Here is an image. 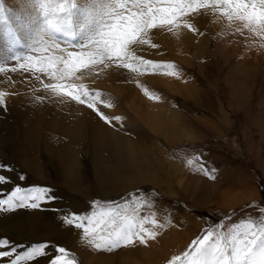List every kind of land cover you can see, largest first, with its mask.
Masks as SVG:
<instances>
[{
    "label": "rangeland",
    "instance_id": "374dc122",
    "mask_svg": "<svg viewBox=\"0 0 264 264\" xmlns=\"http://www.w3.org/2000/svg\"><path fill=\"white\" fill-rule=\"evenodd\" d=\"M51 2L56 3L58 0ZM105 2L70 0L73 7L68 19L71 21L73 35L56 34L59 48H54L48 55L66 57L68 52L91 51V48L82 46L88 44L97 13ZM39 3L40 0H0V66L5 69L0 72V92L6 93V108L0 107V112L10 116L15 112V118H10L13 129L1 126L5 138L0 141V164L14 171L0 172L10 181L0 187V192L10 193L15 185H44L50 187L58 199L54 204L45 206L44 210L30 209V212L47 222L46 229L39 228L38 234L32 236L31 230L29 233L19 230V233L6 228L4 232L0 231V238L6 237L13 244L22 246L47 241L53 247H65L76 258V264H92L78 251V245L82 244L79 241H83L81 231L61 226L60 214L52 209H59L61 213L71 210L81 214L95 209L99 214L114 207L124 214L120 206L129 203L131 207L128 214L138 209L140 216L154 214L159 223L166 224L164 228L155 229L158 236L155 240H149L143 248L148 251L157 248L159 264H168L173 256L182 255L191 242L207 230L219 231L221 229L218 226H223L226 231L241 220L260 217L261 209H264V80L261 74L255 75V78L252 76L247 84L248 94L240 97L242 101L237 105L225 97L228 92L226 90H231L224 81L230 71L227 64L220 65L211 56L208 72L200 73L197 69L198 56L194 59L191 55L193 53L189 55L193 58L192 66L171 61L169 57L162 56L166 50L153 35H147L146 38L158 47L143 46L136 51V55L153 61L173 63L181 80L197 86L195 90H199L198 98L202 96L200 94L206 95V92V97L208 93L215 96L214 101H210L213 105L211 111L206 107L205 96L198 100L196 94L187 95L189 84L182 89V93L170 96L159 83L150 79L151 75H157L163 70L140 75L124 69L130 73L126 77L127 73H122L123 68L116 66L118 62L105 60L92 67L91 71L82 70L63 80L54 78L56 74L50 75L48 72L36 71L35 68L31 72L25 71L21 65L29 62L23 58L40 55L29 47L41 23ZM256 3L259 5V0ZM144 4L155 6V0H144ZM201 29L200 36L208 33L207 27ZM192 72L196 73L191 76ZM46 83L74 84L78 90L80 85H84L93 94L99 91L101 96L97 99V107L105 115L120 116L122 120L113 121L115 127H112L99 120L89 109L93 124L84 123L78 135L53 129L49 125L53 115L63 113L71 103L87 106L66 96L57 97L50 90L43 94V85ZM145 88L150 94L159 96V100L145 96ZM51 94L53 101L50 107L43 108L36 115V122H31L33 115L29 106L39 112L41 101ZM166 95L167 102L172 106L177 105L174 108L182 114L179 120L186 125L184 130L179 127L155 132L143 119H136L133 104L141 103L144 116L151 120L157 116L158 107ZM85 99L91 101L93 97ZM106 104L111 106L105 107ZM222 113L225 116H221ZM200 120L215 121L220 126H223L221 122H229L234 127L206 130ZM111 132L125 142L127 147L116 149L115 141L109 142ZM60 151L68 161L73 155L78 164V179L70 178L67 182L73 188L66 184L65 163L59 155ZM197 156L201 157L199 161L195 159ZM23 157L31 165L35 163L36 170L43 171L42 178L32 176L30 170L18 166L25 167ZM189 160H193V163L184 172L180 165ZM201 165L215 169L216 179H210L197 171ZM14 172L26 176V179L21 181L18 177L14 178ZM110 173L112 176H108ZM134 196L142 198L143 206L131 204ZM236 198H241V201L230 205L222 203V200L234 201ZM22 209L28 211L24 208L19 210ZM169 219L171 223H167ZM84 244L87 245L86 242ZM133 247L136 248L135 245ZM116 250L98 253L95 250V256L113 259L119 255L121 248ZM137 252H134L135 255H138ZM1 259L0 264H8L11 258ZM114 260L116 263L117 259ZM38 261L39 264H48L47 257H41Z\"/></svg>",
    "mask_w": 264,
    "mask_h": 264
},
{
    "label": "snow or ice",
    "instance_id": "6c2138e0",
    "mask_svg": "<svg viewBox=\"0 0 264 264\" xmlns=\"http://www.w3.org/2000/svg\"><path fill=\"white\" fill-rule=\"evenodd\" d=\"M225 6L222 13L229 20L242 21L243 27L248 31L264 30V0H256L251 3L248 0H215L211 5ZM41 23L35 39L29 45L30 49L39 53V56H26L28 61L22 68L32 71L48 72L56 74L54 78L65 79L76 72L89 70L105 60L116 61L117 67L129 70L131 73L143 75L144 73L163 70L164 75H177L175 65L171 62L153 61L136 55V51L143 46L157 48L158 45L147 39L149 30L163 28L165 26L179 27L178 21L182 18L195 15L199 8H207V0H155V6L145 5L144 0H106L101 4V10L97 13L94 27L88 38V52H68L67 56L48 55L54 48H59L56 43V34L72 36L71 21L68 19L73 7L70 0H40ZM146 8V10H145ZM184 27L190 31L198 30L193 23L185 21ZM61 51H63L61 49ZM16 59H20L17 57ZM5 69L0 66V72ZM16 71L15 68L12 69ZM70 87L71 90H67ZM45 91L50 90L57 97H69L79 104H86L99 120L115 127L113 121L120 122V116L109 117L97 107V99L101 96L99 91L94 94L80 85H63L59 83H46ZM6 93L0 92V107L6 108L4 100ZM144 95L149 99L159 100V96L149 93L144 89ZM92 96L91 101L85 97ZM36 99H40L36 97ZM111 105H105L110 107ZM197 161L201 157L195 158ZM193 160H189L191 165ZM14 169L0 164V172ZM197 171L202 172L210 179H216L215 169H208L201 165ZM23 181L26 176L19 175ZM9 178L0 174V185L9 183ZM54 191L44 185H32L21 187L15 185L10 193L0 192V213L14 212L17 209L44 210L45 206L57 201ZM142 198L133 197L131 204H141ZM94 204L99 202H93ZM124 214L114 207H109L99 214L95 209L90 213L68 211L61 213L59 209H52L60 214L61 226L80 230L82 240L90 248L96 251H112L121 247H130L135 244L146 245L149 240H155L158 236L157 228H164L154 214L140 216L138 209H133L129 203L122 206ZM167 223H171L170 219ZM149 225V226H146ZM207 230L200 238L191 242L188 250L182 255L173 256L168 264H264V209L258 219L249 217L234 224L226 231ZM21 249H23L21 251ZM10 257L8 264H33L41 257L48 258V264H76V258L63 246H55L50 242H37L29 245H15L6 237L0 238V258Z\"/></svg>",
    "mask_w": 264,
    "mask_h": 264
},
{
    "label": "bare ground",
    "instance_id": "6f19581e",
    "mask_svg": "<svg viewBox=\"0 0 264 264\" xmlns=\"http://www.w3.org/2000/svg\"><path fill=\"white\" fill-rule=\"evenodd\" d=\"M214 2L215 0H209L207 1L209 5L207 8L201 7L199 8V10L196 12L195 15H190L182 18L180 21H178V24L180 25L179 27H176L174 25L172 26L171 29H169V27L167 26L163 28L151 29L149 30L148 35L151 36L153 35V38H155L156 41H158L161 44V47L166 50V52L162 54V56L169 57L170 59H172L171 61H176L186 64L188 66H192L193 58L195 56H198L199 62L197 63V69L200 73L206 74V72H208V68L210 67L208 65V60L209 57L211 56L215 58L218 64L220 65L227 64L230 71L228 72L224 81L225 84L229 86V88H231V90L228 89L226 90L228 92L225 94L226 95L225 97L227 99L228 98L231 99L230 101L232 103L235 101L237 105H240L238 104L240 101H242L240 100V97H244L249 92V89L247 88V84L249 83V80L252 79V76L253 78H255V75L261 74V78H263L264 80V75H263L264 74V30H258L252 32L248 31V29L243 27L244 22L235 19L229 20L227 16L222 14L225 11V6L219 5L217 7H212L211 5ZM185 21L193 23L198 31L193 32L190 31L188 28L184 27L183 25ZM201 27H207L208 33L200 36L199 31ZM190 54L193 56L192 59L189 57ZM25 71H27L26 68ZM129 72H125L124 69L122 70L123 74L127 73L126 77L130 75ZM194 73L192 72L190 73V75L193 76ZM150 79L156 83H159L161 87L165 90V92L169 93L168 95L170 96L173 95L174 93H182L183 92L182 89H185L189 84V82L187 81L184 82L183 80L180 79L179 73H177V75L169 76V75H164L163 71H161L157 75H151ZM195 89H197V86H195L191 82L186 91L187 95L191 96V94L193 95L196 94L197 97L199 90H195ZM46 93L47 92L45 91L43 94ZM168 95H166V97L164 96L163 102L158 107L157 116L151 120H147L146 116H144L141 103L133 104L134 106L133 113L136 114V119L137 120H140V118L143 119L145 122L149 124V127L153 129L155 132L161 129L163 130L180 129L179 127L182 128L180 130H184L186 125L184 126V124L179 120L182 114L178 113V111L174 108V106L177 105L172 106L167 102ZM200 95H202L203 97L205 96L204 99H205V103H207L206 105L207 109L213 111V105L210 104V101L213 100L215 96H213L212 94L209 95L208 93V97H206L207 92L206 95L205 94H200ZM52 96L53 95L51 94L44 97V99L41 101L39 112L34 107L29 106L28 109L31 111L33 115L30 120L31 122H36L35 117L36 115L40 114L43 108L50 107L53 101ZM200 98H198V100ZM236 109L238 108L236 107ZM14 116H15V112L13 113V116H10L9 114L6 113L3 114L2 112H0V141H3L5 138V135L2 134L1 126L3 125V127L5 126V128L8 127V129L12 130L13 125L11 123L10 118H15ZM221 116H225V114L222 113ZM197 120L199 121V119ZM201 122L202 125L206 128V130L207 129L217 130L220 127H234V124L229 122H221L223 126H220V124L216 123L215 121L204 120ZM84 123L93 124L92 113L89 111L88 108L84 106L81 105L77 106L74 103H71L66 107L63 113H57L56 115H53L52 121L50 122L49 125L53 129L65 130L71 134L78 135ZM113 141H115L116 149L122 150L124 147H127L125 142H123L120 138H118L114 133L111 132L109 133V142L113 143ZM59 155L61 156V159H63L65 163L64 171L67 175L66 184L69 187L73 188V186L69 185L67 182L68 179L70 178H72L73 180L78 179V174H77L78 164H76L73 155L71 156L69 161L66 157H64L62 151H60ZM18 166L23 170L24 169H26V171L30 170L29 173L32 176L40 177V178L43 177V173H42L43 171L36 170V164L34 163V165L33 164L31 165L25 157H23V166L25 167H22V165H18ZM111 173L108 176H112ZM12 175L15 178L18 177L20 174L17 175V173L14 172ZM2 186L4 185H0V187ZM75 189L77 188L75 187ZM22 210L18 209L14 212L0 213V231L4 232L6 228H12L19 233H21L19 230L29 233V230H31L30 233L32 236H34V234L36 235L38 234L39 228L44 227L46 229L48 227L47 222H44L42 218H38L40 216L39 215L36 216L34 212H30L31 211L30 209H28V211L27 210L22 211ZM15 214H21L22 216L15 217ZM79 242H81L82 244H79L78 248L82 251L83 255L88 260H90V262H92V264H103L104 262H107L109 264L115 263L113 261L115 257L109 260L104 258H96L94 249L89 248L87 245L84 244L83 241H79ZM124 250L125 248H121L119 255L115 252L118 256L122 254L120 256V261L115 264H129V260L133 259L135 261H138L140 260L141 257H145L147 255V252L143 248H134L126 251ZM135 251L139 252V253L137 252L138 255H135L134 253ZM0 261L2 262L1 258ZM144 262L145 261H143L142 264H145ZM39 263H40L39 261L33 262V264H39Z\"/></svg>",
    "mask_w": 264,
    "mask_h": 264
},
{
    "label": "crops",
    "instance_id": "0c3cea01",
    "mask_svg": "<svg viewBox=\"0 0 264 264\" xmlns=\"http://www.w3.org/2000/svg\"><path fill=\"white\" fill-rule=\"evenodd\" d=\"M188 165H189L188 162H183V163H181L180 167L182 168V170L184 172L185 171L187 172L188 171ZM234 201L222 200V203L225 205H230L232 203L240 202L241 198H239V199L236 198ZM175 237H177L176 233H175ZM135 246H136V248H143V245H140V244H135ZM121 248H125L124 251H126V250L134 249L135 247L130 246V247H121ZM143 249L147 252V255L145 257H141L140 260H138V261L131 259V260H129V264H142L143 261H145L144 262L145 264H159L160 263V260L157 257V255H158V249L157 248L156 249H150L149 251H148V249H145V248H143ZM78 251L81 254H83L80 249H78ZM120 256L115 257V259H117L116 263H118L120 261ZM113 261L115 262V260H113ZM103 264H109V263L104 262Z\"/></svg>",
    "mask_w": 264,
    "mask_h": 264
}]
</instances>
